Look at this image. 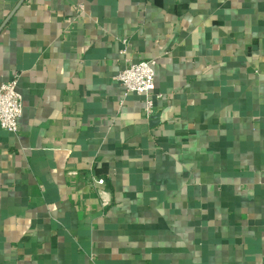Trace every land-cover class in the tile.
<instances>
[{
  "label": "crops",
  "instance_id": "obj_1",
  "mask_svg": "<svg viewBox=\"0 0 264 264\" xmlns=\"http://www.w3.org/2000/svg\"><path fill=\"white\" fill-rule=\"evenodd\" d=\"M15 75L0 264H264V0H0Z\"/></svg>",
  "mask_w": 264,
  "mask_h": 264
},
{
  "label": "built area",
  "instance_id": "obj_2",
  "mask_svg": "<svg viewBox=\"0 0 264 264\" xmlns=\"http://www.w3.org/2000/svg\"><path fill=\"white\" fill-rule=\"evenodd\" d=\"M155 61H133L123 67L115 76L126 93L145 96L144 111L147 116L155 113ZM23 113V98L17 88V78L0 84V126L11 133L19 131V118ZM103 185L104 178H95Z\"/></svg>",
  "mask_w": 264,
  "mask_h": 264
}]
</instances>
